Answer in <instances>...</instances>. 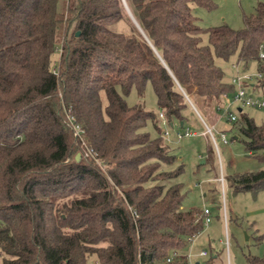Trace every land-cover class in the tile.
<instances>
[{"label":"trees","instance_id":"obj_1","mask_svg":"<svg viewBox=\"0 0 264 264\" xmlns=\"http://www.w3.org/2000/svg\"><path fill=\"white\" fill-rule=\"evenodd\" d=\"M70 1L66 18L60 0H0V264H190L167 259L200 235L206 216L183 206L185 165L159 114L182 132L197 116L189 99L202 115L220 106L236 87L218 61L256 63L262 77L251 87L264 90V0L241 29L198 25L195 9L213 11L215 0H124L148 39L123 0ZM121 23L129 34L114 29ZM148 83L157 112L125 100ZM230 125L264 164V123L242 110ZM215 158L209 145L205 164ZM227 180L234 194L264 191V170Z\"/></svg>","mask_w":264,"mask_h":264},{"label":"rangeland","instance_id":"obj_2","mask_svg":"<svg viewBox=\"0 0 264 264\" xmlns=\"http://www.w3.org/2000/svg\"><path fill=\"white\" fill-rule=\"evenodd\" d=\"M215 1L218 7L213 11L203 8L195 9L198 25L201 27L209 28L227 24L234 29H241L244 26V17L254 13L259 0ZM70 4V0H60L59 3V12L65 14L66 18H69ZM114 29L126 34L130 33L127 23H121ZM63 36L64 25H61L56 35L58 49L53 56L54 65L59 63ZM218 63L228 72L229 76L234 75L235 70L232 66L237 64L236 58L229 63L222 61ZM247 74L253 77L252 80L246 81L247 84L253 85L258 74V65L252 63ZM251 89H248V95L252 93ZM125 100L130 106L142 105L149 111H158L157 99L151 83L147 84L142 97L137 89L133 88ZM188 102L197 115L196 120L191 121L190 127L196 135L177 141L175 134L181 129L178 127H175L174 131L168 129L174 153L185 165V173L176 182L183 183L185 187L184 208L204 210L206 207L211 212V222L205 225L200 235L180 254L189 256L193 264L196 261L200 264H248V257L264 256V191L257 196L252 193L234 194L227 178L231 175L264 170V164L247 154L241 140L235 139L239 137L237 133L228 131L231 125L227 122L223 112L217 111V107L204 108V115H202L190 99ZM236 108L234 107V110ZM243 111L249 113L257 124L264 123V109L249 108ZM206 125L216 127V144L210 136L203 135ZM162 128L166 129L163 126ZM224 130H227L226 135L229 141L227 145L223 144L219 134ZM147 131L152 136L156 135L151 124L147 127ZM209 145L215 151L216 158L213 167L203 164ZM222 178L225 180L224 190L221 183ZM204 250L208 252V255L200 256ZM86 264L99 263L94 257H90Z\"/></svg>","mask_w":264,"mask_h":264},{"label":"built area","instance_id":"obj_3","mask_svg":"<svg viewBox=\"0 0 264 264\" xmlns=\"http://www.w3.org/2000/svg\"><path fill=\"white\" fill-rule=\"evenodd\" d=\"M260 57L264 59L263 52L260 54ZM244 65L245 63H238L233 65V68L237 71V74L232 78L231 83L235 85L236 91L232 94L225 93L222 97V104L217 107L218 108L217 111L223 112L224 117L227 118V121L230 124L237 121L239 109L242 110L249 108L258 109V110L264 109V90H260V92H262V95L260 96H254L252 94L248 95L247 93L248 89H250L249 86L251 87L253 85H248L246 81L252 80L253 77L247 74V72L244 69ZM261 77H262L261 73L258 72V74L256 75V80ZM234 107L237 108L234 110ZM159 117L166 128L163 136L168 143H171L172 141L170 138V131L168 130L169 129L167 125L168 123L166 121V117L164 113L160 112ZM68 119L72 125L75 135L78 137L85 150V155L87 157L90 156L92 154V150H90V148L88 147V143L84 136V132L81 126L77 124L75 118L70 114V112H68ZM215 131H216L215 126L209 127L206 125L205 133H203V135L210 136L214 144L217 143ZM219 134L223 144L225 145L229 144L226 133L220 132ZM194 135H196L194 131H191L190 128H186L184 131L178 132L176 134V137H177V141H181L184 138L191 137ZM221 183L224 190V183H225L224 178L221 179ZM204 212L206 216L205 225H207L211 222V213L207 208L204 209ZM207 255H208L207 251H202L200 254V256H207ZM176 259H185L190 262L189 256H183L180 253H174L171 257L167 259V262H172ZM190 264L192 263L190 262Z\"/></svg>","mask_w":264,"mask_h":264},{"label":"crops","instance_id":"obj_4","mask_svg":"<svg viewBox=\"0 0 264 264\" xmlns=\"http://www.w3.org/2000/svg\"><path fill=\"white\" fill-rule=\"evenodd\" d=\"M252 63H249V64H245L244 65V69H245V71L247 72V70H248V68L250 67V65H251ZM232 68H233V66H232ZM234 69V68H233ZM235 70V69H234ZM227 72V71H226ZM237 74V71L235 70V72H234V75L232 76H229V74H228V72H227V81L228 82H231V80H232V78L235 76ZM252 90V95H254V96H260V95H262V92H260V91H255V90H253V89H251ZM204 164V163H203ZM217 180V179H216ZM206 208V207H205ZM204 208V209H205ZM211 213V212H210ZM226 220V219H225ZM204 251H206V250H204ZM184 256V255H183ZM193 264V263H192ZM195 264H200V262H198V261H196L195 262Z\"/></svg>","mask_w":264,"mask_h":264},{"label":"water","instance_id":"obj_5","mask_svg":"<svg viewBox=\"0 0 264 264\" xmlns=\"http://www.w3.org/2000/svg\"><path fill=\"white\" fill-rule=\"evenodd\" d=\"M124 1V0H123ZM124 5H125V8H126V10H127V12H128V14H129V16L131 17V19H132V21L135 23V25L138 27V29L140 30V32L146 37V35L144 34V32L142 31V29L140 28V26L138 25V23L136 22V20L134 19V17H133V15L131 14V12H130V10H129V8H128V6L126 5V3H125V1H124ZM77 35H79V33L77 34ZM147 38V37H146ZM148 39V38H147ZM149 41V40H148ZM149 43H150V41H149ZM152 45V44H151ZM153 47V46H152ZM155 50V49H154ZM155 52L157 53V55H159L158 54V52L155 50ZM160 57V56H159ZM195 108V107H194ZM239 112H242V109H239ZM203 163H205V161L203 162Z\"/></svg>","mask_w":264,"mask_h":264}]
</instances>
